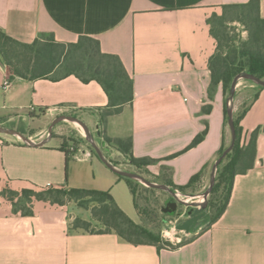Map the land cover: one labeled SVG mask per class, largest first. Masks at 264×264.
<instances>
[{
  "label": "crops",
  "instance_id": "0c3cea01",
  "mask_svg": "<svg viewBox=\"0 0 264 264\" xmlns=\"http://www.w3.org/2000/svg\"><path fill=\"white\" fill-rule=\"evenodd\" d=\"M247 1L0 0V27L8 35L25 43L34 42L43 33H53L61 42H75L81 35L95 37L104 52L121 57L134 79L135 91L134 101L100 126L99 109L109 98L98 81L85 83L75 75L57 81L12 78L0 57V121L11 123L16 117L12 114L34 109L35 117L28 113L20 125H10L40 141L48 136L57 116L77 115L95 136L99 129L111 138L132 136L136 157L159 159L148 166L150 174L143 176H168L176 185H186L201 172L200 179L183 193L204 192L219 150L231 140L223 85L216 87L212 101L208 97L209 60L217 43L207 19L220 13L223 4ZM260 2L264 17V0ZM7 78L12 83L4 89ZM251 87L258 98L249 104L242 120L243 141L261 128L256 164L235 177L227 209L212 225L195 232L194 239L175 248L132 244L116 233L73 229L71 221L76 217L92 219L91 210L76 202L59 205L36 200L33 215H23L14 211L10 200L2 199L0 264H264V87L255 83ZM208 102L213 108L203 113ZM237 109L234 107V115ZM61 126L56 125L53 137L41 146L1 134L0 179L10 182L13 189L37 184L107 190L140 222L128 180L120 178L97 153L67 159L60 147L65 139ZM207 126L202 142L170 157L183 151ZM98 136L97 142L109 159L126 166L127 157Z\"/></svg>",
  "mask_w": 264,
  "mask_h": 264
},
{
  "label": "trees",
  "instance_id": "16d2710c",
  "mask_svg": "<svg viewBox=\"0 0 264 264\" xmlns=\"http://www.w3.org/2000/svg\"><path fill=\"white\" fill-rule=\"evenodd\" d=\"M207 21L210 25L211 35L217 43L216 51L209 60L211 69L209 99L211 101L214 99L216 87L219 84L223 85L227 97L234 78L240 73L249 72L264 79V17L261 15L260 0L223 4L222 11L212 13ZM232 22H240L245 25L248 31L246 39L238 40L230 35L229 24ZM0 57L9 67L12 78L20 77L29 80L50 78L57 81L75 75L85 83L92 80L98 81L109 98L108 104L99 109L100 126L105 125L110 116L122 112L124 106L131 104L135 98L134 79L125 67L121 57L114 53L104 52L100 40L95 37L81 35L75 42H61L55 38L53 33H43L34 42L25 43L8 35L0 27ZM257 98L258 93H255L251 103ZM249 106L245 107L240 113H235L236 142L233 149L218 167L216 183L209 196L208 210L210 211L211 221L205 228L217 221L227 209L235 177L238 174L246 173L256 164L261 128L252 131L248 141H243L244 128L242 120L248 112ZM212 108V103L208 102L203 106L202 112L210 113ZM29 116L35 117L32 112L29 113ZM228 118L227 108H225V121L227 123ZM10 126L16 128L13 125ZM16 129L19 130V128ZM21 131L25 133L24 130ZM100 132V135L110 146H114L127 157L129 162L123 167L127 170L136 171L140 174H150L148 166L160 161L152 157H136L133 151L132 136L111 138L106 135V131L101 129ZM207 133L208 126L183 151L170 157L177 156L197 146L204 140ZM79 140L80 143L85 141L90 144L84 136L80 137ZM76 142L71 137H65L63 144L60 146L66 152L67 159L74 157L75 151L71 150L73 146L75 149L80 147ZM230 143L231 140L229 143L225 141L219 150L218 157ZM88 147L96 154L91 145ZM118 176L127 179L129 182L135 205L141 217L140 222L133 220L120 207L112 193L107 190L30 184V187L23 188L21 191L8 189L2 192L0 196L3 195L10 200L13 203L14 211L21 212L23 215H33V202L36 200L49 201L59 205L76 202L80 207L91 210L92 219L86 220L76 217L71 221L73 229L91 233H116L122 240L132 244L175 248L196 237L195 235L177 246H173L165 240L160 227L154 228L149 225L145 218L148 209L140 203L143 193L156 192L160 189L145 186L135 179L119 174ZM200 177L201 172L195 174L186 185H176L168 176L163 178L146 176L151 181L166 183L181 192H187V189L192 187ZM160 191L165 192L164 190ZM162 207L161 205L159 210Z\"/></svg>",
  "mask_w": 264,
  "mask_h": 264
},
{
  "label": "water",
  "instance_id": "95a60500",
  "mask_svg": "<svg viewBox=\"0 0 264 264\" xmlns=\"http://www.w3.org/2000/svg\"><path fill=\"white\" fill-rule=\"evenodd\" d=\"M242 79L250 80L257 85L264 87V79L258 77L253 73H249V72L240 73L234 78L231 86L230 94L227 98V113L229 117L228 123L231 129V143L215 161L212 169L210 184L207 187V189L202 193L186 195L185 193L181 192L179 189L173 188L166 183L151 181L136 171L127 170L121 166L116 165L113 161L109 159L103 148L99 145L96 136L90 129L89 125L77 115L61 114L57 116L49 126L48 136L40 141H35L34 139L27 136L25 133H23L22 131L16 128L7 127L2 124H0V134L15 135L20 137L23 140V142H25L26 144L32 146H41L46 144L53 137V128L58 123L62 121H71L78 123L83 127L85 131L86 139L93 145L96 153L113 171L124 177L135 179L141 182L142 184L145 183L146 186L148 187H153L169 192L172 196V199L167 201L166 205L162 207V211L165 213L182 214L183 219L180 223H178L177 228L180 230H186L189 233H194L200 230L201 228L207 226L211 221V216L207 214L209 195L211 194L215 186L217 179V170L219 165L221 164L223 159L227 156V154L233 149L236 142L237 132H236L235 118H234L235 117L234 100L238 90V86ZM97 134L98 135L101 134L100 130H98ZM181 205L185 209L178 211L179 206Z\"/></svg>",
  "mask_w": 264,
  "mask_h": 264
},
{
  "label": "rangeland",
  "instance_id": "374dc122",
  "mask_svg": "<svg viewBox=\"0 0 264 264\" xmlns=\"http://www.w3.org/2000/svg\"><path fill=\"white\" fill-rule=\"evenodd\" d=\"M229 29H230V35L236 37V39H238V40L239 39H246L248 37L247 28L245 27L244 24H242L240 22L230 23ZM251 84H254V83H252L250 80L242 79L240 81V85L238 86V91L235 95V100H234V106L238 107L237 113H240L245 107H247L253 99V96L255 93L252 91L253 88L251 87ZM229 94H230V92L228 93L227 97L229 96ZM32 111H34V109L28 108V109H25L23 111L16 112L17 113L16 115L12 114L13 116H16V117L11 118L10 121L16 122L20 125L22 118L24 116H27L28 113H30ZM39 115H41V113ZM5 121H6V124H2V123H0V124L5 125L7 127H11L10 124L12 122L9 123V121L7 119H5ZM115 121H117V120H115ZM59 124L62 125L60 131L64 132L63 136L65 135V137L73 138L75 141H77L76 143L81 148L85 147V146L87 147L89 145H91L93 147V145L91 143L89 144L85 141H83V143H80V140H79L80 137H83V134H85V131L81 125H79L78 123H75V122H71V121H62ZM59 124H57V125H59ZM121 124L123 126H125L124 123H121ZM115 125L116 124H112L113 127H116ZM92 132L95 133L94 131H92ZM3 135H7V134H3ZM96 137H99V136L97 135ZM70 143L72 144L73 142H70ZM76 143H74V144H76ZM94 150H95V148H94ZM144 185L146 186L145 183H144ZM28 187H30V185L18 186L17 190L21 191L23 188H28ZM8 189H13L10 182L0 179V194L2 192H5ZM142 196H143V198H142ZM142 196H141V202L140 203L143 207H147V209H148V212L145 213V218H146L147 222L149 223V225H151L154 228L160 227L161 232H162V236L165 240L169 241L173 246H177L179 244H182L184 241L193 237L195 232L189 233L186 230H180L178 228L175 229V231L172 230V228L174 226L178 225V223H180L182 221V219H183L182 214L165 213L162 211V209L159 210V207L161 205L165 206L167 201L170 200V198H171V197L167 196V194H165V192H162L160 190H158L156 192L155 191H153V192L148 191L145 194L143 193ZM145 198H147V200H145ZM2 199H6V198L2 195V196H0V202L2 201ZM183 209H185V208L181 205V206H179L178 211H181ZM209 212L210 211L207 208V214L208 215H210ZM176 219H179L178 223L175 222ZM205 227H203L201 229H204ZM200 230H198V231H200ZM198 231H196V232H198Z\"/></svg>",
  "mask_w": 264,
  "mask_h": 264
},
{
  "label": "built area",
  "instance_id": "2783aa9c",
  "mask_svg": "<svg viewBox=\"0 0 264 264\" xmlns=\"http://www.w3.org/2000/svg\"><path fill=\"white\" fill-rule=\"evenodd\" d=\"M11 83H12L11 78H7L3 83V88L8 89L11 86ZM83 136L86 138L85 134H83ZM71 150L75 151L74 157L79 158V159L89 158L94 154L93 150L91 148L86 147V146L82 147V148L79 147L77 149H75L73 146L71 148ZM178 221H179V219H176L175 222L178 223ZM175 229H177V225L172 228V230H174V231H175Z\"/></svg>",
  "mask_w": 264,
  "mask_h": 264
}]
</instances>
